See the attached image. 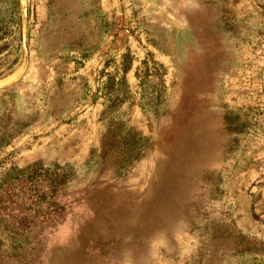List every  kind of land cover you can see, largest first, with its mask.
I'll return each mask as SVG.
<instances>
[{
	"label": "rangeland",
	"instance_id": "obj_1",
	"mask_svg": "<svg viewBox=\"0 0 264 264\" xmlns=\"http://www.w3.org/2000/svg\"><path fill=\"white\" fill-rule=\"evenodd\" d=\"M0 216V264H264V0H0Z\"/></svg>",
	"mask_w": 264,
	"mask_h": 264
},
{
	"label": "trees",
	"instance_id": "obj_2",
	"mask_svg": "<svg viewBox=\"0 0 264 264\" xmlns=\"http://www.w3.org/2000/svg\"><path fill=\"white\" fill-rule=\"evenodd\" d=\"M42 172H44L43 175H42ZM49 175H50L49 167H48V169H45V170L41 169V167L39 168L38 184H39V186L41 185L44 188L43 192L50 193L49 195L42 193L39 196V199H38L39 202L48 201V200L53 199L56 192H57V189H55L54 187L61 185L58 183L56 185L54 184V186H53V181H52V185H51V178L49 177ZM61 177H63V176H61ZM28 179H29L28 177H24V180H28ZM14 216H16V215H14ZM47 216H48L47 212L42 211V210L39 211L38 217L41 218V220L47 218ZM11 218L13 220V223H10L11 227L7 228L6 230H8L10 233L16 234L17 233L16 230L14 231L15 225L20 226L21 221H18L17 218L12 217V215H11ZM0 219H2L1 216H0Z\"/></svg>",
	"mask_w": 264,
	"mask_h": 264
}]
</instances>
